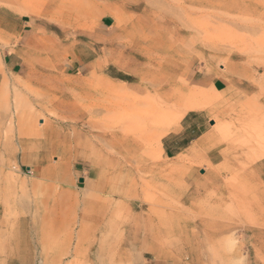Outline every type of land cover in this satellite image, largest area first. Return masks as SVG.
<instances>
[{
	"label": "rangeland",
	"instance_id": "1",
	"mask_svg": "<svg viewBox=\"0 0 264 264\" xmlns=\"http://www.w3.org/2000/svg\"><path fill=\"white\" fill-rule=\"evenodd\" d=\"M0 9L26 23L0 32V264H264V0ZM105 15L110 58L94 41ZM77 42L96 64L72 66ZM7 54L47 88L11 82ZM222 67L247 94L212 92ZM198 109L223 154L189 189L161 139Z\"/></svg>",
	"mask_w": 264,
	"mask_h": 264
},
{
	"label": "crops",
	"instance_id": "2",
	"mask_svg": "<svg viewBox=\"0 0 264 264\" xmlns=\"http://www.w3.org/2000/svg\"><path fill=\"white\" fill-rule=\"evenodd\" d=\"M113 24V18L110 15H105L101 18L97 33L94 36L95 42L103 41L105 57L109 56V58L111 57L112 45V35L109 32ZM25 26L26 23L22 22L21 17L10 11L0 9V32L7 34L9 37H15L16 34L20 35L19 31L24 29ZM79 44L77 42L72 45V66L81 67L96 64L98 59L92 56L96 53V50L90 47L87 59L81 63ZM3 66L11 82H16L15 78L17 77L22 83L38 84L47 88L48 79L46 77H41L37 81L35 78L25 77L21 74L24 65L19 55L7 54L3 60ZM219 70V74L214 76L210 83L213 93H222L231 98L236 94L244 95L248 93V86L244 82L235 80L224 67ZM3 82L4 78L0 73V89ZM211 125V119L205 110H189L180 119L178 125L170 128L161 139L163 162L168 164L169 172L173 174L183 172V175L178 177L183 179L185 186L189 189L198 178L196 173L202 176L200 167L202 166L205 169L203 175H208L206 166L209 167V174H212L210 168L219 163V157L223 154L222 150H218L221 144H219L216 132ZM40 138H42V135H40ZM46 138L44 136V139ZM173 178H176V176L174 175Z\"/></svg>",
	"mask_w": 264,
	"mask_h": 264
},
{
	"label": "bare ground",
	"instance_id": "3",
	"mask_svg": "<svg viewBox=\"0 0 264 264\" xmlns=\"http://www.w3.org/2000/svg\"><path fill=\"white\" fill-rule=\"evenodd\" d=\"M28 15H30V13H28Z\"/></svg>",
	"mask_w": 264,
	"mask_h": 264
}]
</instances>
